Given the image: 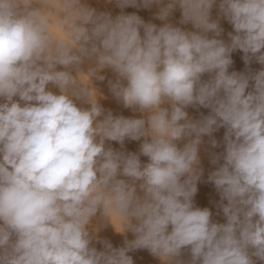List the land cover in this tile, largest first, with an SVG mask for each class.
Listing matches in <instances>:
<instances>
[{
    "label": "clouds",
    "instance_id": "1",
    "mask_svg": "<svg viewBox=\"0 0 264 264\" xmlns=\"http://www.w3.org/2000/svg\"><path fill=\"white\" fill-rule=\"evenodd\" d=\"M115 4L157 5L164 23L87 0H0V264H134L136 250L161 264H264V67H248L264 66V0ZM177 8L193 30L169 22ZM237 50L246 71H229ZM105 69L140 118L102 107ZM204 137L223 147L206 182L224 222L194 203ZM142 138L138 153L109 143Z\"/></svg>",
    "mask_w": 264,
    "mask_h": 264
},
{
    "label": "bare ground",
    "instance_id": "2",
    "mask_svg": "<svg viewBox=\"0 0 264 264\" xmlns=\"http://www.w3.org/2000/svg\"><path fill=\"white\" fill-rule=\"evenodd\" d=\"M87 3L90 7L95 8L98 12H110L113 16L119 15L121 11H123L125 14H131L136 13L139 15L142 19L145 20V22H152L157 24V26H162L164 23L163 21H159L155 19V14L159 10V6L153 5L150 8H136L132 6L125 7L123 10H121L116 4L115 0H87ZM218 8L214 6L212 10V17L215 19L217 17ZM181 18V12L177 8L173 15L169 18V22L173 23L175 26L181 27L185 30H193L191 24L188 25H180L179 20ZM221 27L224 29V32L221 35V39H224L225 41L228 40V33L232 31L231 25L224 19H221L220 21ZM243 52L240 50H237L232 53V59H233V65L230 67L229 71H237V72H243L246 71V66L244 64V61L242 59ZM253 71H258L261 67L258 63L253 61L251 65H249ZM105 76L104 81H97L94 80V86L98 89V91L102 94V99L99 100L102 107L108 111L111 110L114 115H123L125 117L129 118H140L143 114L139 112H133L131 109H126L123 107L122 104H120L111 94L109 87H108V80L115 79L114 74L110 69H105L101 73ZM207 78V77H205ZM55 91V89H53ZM83 107H88V105H82ZM204 109V108H201ZM196 108H188L187 111L189 112V115L193 118H195ZM205 110V115L209 113L208 109ZM224 129L221 128L218 132L214 133V138L218 142H222ZM209 137H204L205 143L201 145V151H200V158H201V166L204 169V175L201 178V181L198 182V192L196 196L194 197V203L196 206L204 208H209L212 213L213 217L212 219L217 222H224L222 213H220L219 209L216 207L217 202L219 201V194L216 192L214 185L211 183L206 182L207 177L211 171L214 170L215 166L210 163V153L211 152H220L223 150L222 144L218 148H211V146L208 144ZM143 142V138L140 141H130L126 140L123 148H121V145L117 142H109L113 149L115 150H124L127 152H139L140 144ZM142 162H147L146 157H141ZM98 224V218L93 220V226H96ZM99 237L102 239L109 240L114 247H122L124 244L125 236L116 233L113 228L110 225H102L100 227V231L98 233ZM127 239L131 240L134 238L132 233H127ZM96 247L102 248V245L97 244ZM129 255L132 256L134 260V264H161V261L152 256L147 250H136L134 252H130ZM184 259H188V254H184Z\"/></svg>",
    "mask_w": 264,
    "mask_h": 264
},
{
    "label": "rangeland",
    "instance_id": "3",
    "mask_svg": "<svg viewBox=\"0 0 264 264\" xmlns=\"http://www.w3.org/2000/svg\"><path fill=\"white\" fill-rule=\"evenodd\" d=\"M201 113L205 115V110L201 108L197 109L195 113V116H196L195 118H199Z\"/></svg>",
    "mask_w": 264,
    "mask_h": 264
}]
</instances>
